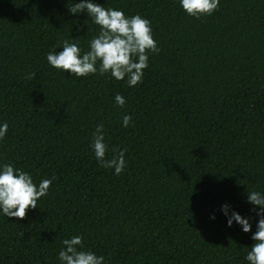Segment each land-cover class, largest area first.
<instances>
[{"label": "trees", "instance_id": "16d2710c", "mask_svg": "<svg viewBox=\"0 0 264 264\" xmlns=\"http://www.w3.org/2000/svg\"><path fill=\"white\" fill-rule=\"evenodd\" d=\"M78 2L0 0V170L53 181L24 220L0 211V264H61L73 236L104 264H249L260 217L248 191L264 194V0H220L200 19L180 0H91L150 21L160 51L136 87L48 63L63 41L86 52L99 34L70 13ZM100 124L107 159L126 149L119 176L95 157ZM225 205L252 232L229 227Z\"/></svg>", "mask_w": 264, "mask_h": 264}, {"label": "clouds", "instance_id": "9594fccd", "mask_svg": "<svg viewBox=\"0 0 264 264\" xmlns=\"http://www.w3.org/2000/svg\"><path fill=\"white\" fill-rule=\"evenodd\" d=\"M184 11L191 17L200 19L211 16L218 10L220 0H180ZM71 14L87 12L93 23L99 26L98 36L89 44V50L82 52L75 42L63 41V51H52L47 54L48 63L55 69L84 78L99 73L100 76L110 74L117 81H124L130 87L143 82L144 70L149 67V53L158 54L160 49L152 35L150 21L140 15L126 17L122 11L105 8L91 0H80L69 7ZM35 73L27 76L33 79ZM116 104L124 107L126 100L121 95L115 96ZM132 118L123 117V126L128 128ZM8 132V125H0V140ZM92 148L97 161L103 168L115 170L119 176L125 169V150L113 148L111 159L106 158L109 151L105 143L103 124L97 125L93 133ZM52 179H44L37 186L32 176L13 165L4 164L0 170V211L9 219L24 220L28 210H35L37 202L49 194ZM247 202L259 208L260 217L252 239L255 241L246 256L249 264H264V194L248 191ZM224 214L228 217V226L233 222L239 224L245 233L252 232L249 219L239 213L232 212L224 206ZM253 211H256L254 208ZM214 218V217H213ZM63 248L59 252L61 264H104L105 258L85 251L83 238L73 236L63 240Z\"/></svg>", "mask_w": 264, "mask_h": 264}]
</instances>
